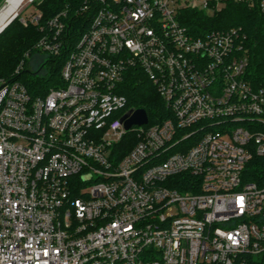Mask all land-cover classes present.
I'll return each instance as SVG.
<instances>
[{
	"label": "built area",
	"instance_id": "obj_1",
	"mask_svg": "<svg viewBox=\"0 0 264 264\" xmlns=\"http://www.w3.org/2000/svg\"><path fill=\"white\" fill-rule=\"evenodd\" d=\"M88 1L75 43L66 13L37 43L67 48L61 85L0 78V264H264V80L241 26L183 22L257 0ZM131 68L168 114L127 129Z\"/></svg>",
	"mask_w": 264,
	"mask_h": 264
},
{
	"label": "trees",
	"instance_id": "obj_2",
	"mask_svg": "<svg viewBox=\"0 0 264 264\" xmlns=\"http://www.w3.org/2000/svg\"><path fill=\"white\" fill-rule=\"evenodd\" d=\"M6 0H0V7ZM88 0H32L41 18L38 23H23L21 13L0 33V78L14 77L15 70L23 61L21 72L15 76L21 80L34 95H44L52 87L62 84L61 70L66 59L67 48L60 55L42 51L37 43L45 35L53 32L49 21L59 14L66 24L65 33L75 43L91 23L93 12L90 9L81 11ZM183 22L195 31L206 30L209 26L224 28L241 26L246 32L245 47L248 50V74L252 81L264 80V20L258 6L246 2L229 1L227 6L215 16L197 9H185ZM36 53L43 54L38 68H30V58ZM120 92L126 95L127 108H143L151 121L164 118L168 111L163 97L156 85L140 69L131 68L120 86ZM131 137L134 135L131 134ZM129 138V137H128ZM125 138L122 141L123 153L131 147L132 142ZM181 176V175H180ZM179 190L187 187L176 186ZM188 189V188H187Z\"/></svg>",
	"mask_w": 264,
	"mask_h": 264
},
{
	"label": "rangeland",
	"instance_id": "obj_3",
	"mask_svg": "<svg viewBox=\"0 0 264 264\" xmlns=\"http://www.w3.org/2000/svg\"><path fill=\"white\" fill-rule=\"evenodd\" d=\"M32 0H25V2L23 3V5H21L19 7V9L17 10V12L20 14L21 13V18L20 20L23 22V19L30 21V19L38 13V9L36 8L35 5L31 4ZM7 1L3 2V4L0 7V11L2 8L5 7ZM27 21V22H28ZM25 23V22H23ZM43 60V54L42 53H36L34 56H32L30 58V64L29 67L30 68H38L40 63ZM133 144V143H132Z\"/></svg>",
	"mask_w": 264,
	"mask_h": 264
},
{
	"label": "water",
	"instance_id": "obj_4",
	"mask_svg": "<svg viewBox=\"0 0 264 264\" xmlns=\"http://www.w3.org/2000/svg\"><path fill=\"white\" fill-rule=\"evenodd\" d=\"M7 1V0H6ZM18 12H16L11 19L9 20V23H11L17 16ZM123 120L125 121V127L127 129H130L133 125H143L148 123L149 117L148 113L145 109H130L124 116Z\"/></svg>",
	"mask_w": 264,
	"mask_h": 264
},
{
	"label": "bare ground",
	"instance_id": "obj_5",
	"mask_svg": "<svg viewBox=\"0 0 264 264\" xmlns=\"http://www.w3.org/2000/svg\"><path fill=\"white\" fill-rule=\"evenodd\" d=\"M24 2L25 0H7L5 7L0 11V26L5 25Z\"/></svg>",
	"mask_w": 264,
	"mask_h": 264
}]
</instances>
